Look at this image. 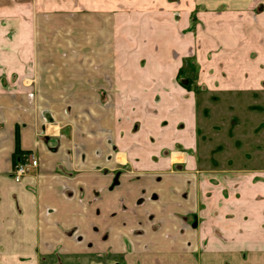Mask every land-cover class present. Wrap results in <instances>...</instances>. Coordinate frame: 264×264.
Instances as JSON below:
<instances>
[{
	"label": "crops",
	"instance_id": "0c3cea01",
	"mask_svg": "<svg viewBox=\"0 0 264 264\" xmlns=\"http://www.w3.org/2000/svg\"><path fill=\"white\" fill-rule=\"evenodd\" d=\"M116 3L0 5L9 79L29 67L35 80L0 86V264H264L263 246H204L205 234L175 217L198 207L196 177L173 169L187 156L128 164L142 121L132 100L164 90L163 73L186 58L209 93L260 91L264 0ZM31 156L38 167L15 182Z\"/></svg>",
	"mask_w": 264,
	"mask_h": 264
},
{
	"label": "rangeland",
	"instance_id": "374dc122",
	"mask_svg": "<svg viewBox=\"0 0 264 264\" xmlns=\"http://www.w3.org/2000/svg\"><path fill=\"white\" fill-rule=\"evenodd\" d=\"M19 1L22 6L33 3ZM70 1L90 5L94 0H35L38 7L65 6ZM123 1L116 0V4ZM0 5L7 9L13 0H2ZM1 49L0 86L35 85L33 79L27 82L32 72L29 67L24 78L14 73L9 79L13 63L2 61ZM141 67L130 72H143L146 63ZM167 74L164 90L157 86L158 93L145 91L132 100V115L138 114L143 122L134 130L140 133L139 142L131 149L133 158L128 164L151 170L155 165L167 167L164 162L168 163L172 153L187 156L174 163L173 169L182 167L196 177L192 183L198 187V207L194 216L182 212L175 217L186 227L203 232L204 246L210 243L246 252L264 247V84L259 92L209 93L202 87L204 73L190 58L183 61L178 73H163ZM262 76L264 83V73ZM133 229L139 232L142 226Z\"/></svg>",
	"mask_w": 264,
	"mask_h": 264
},
{
	"label": "built area",
	"instance_id": "2783aa9c",
	"mask_svg": "<svg viewBox=\"0 0 264 264\" xmlns=\"http://www.w3.org/2000/svg\"><path fill=\"white\" fill-rule=\"evenodd\" d=\"M38 167V160L31 156L24 161L20 162L15 166L13 171L14 180L17 183L22 182V180L35 168Z\"/></svg>",
	"mask_w": 264,
	"mask_h": 264
},
{
	"label": "trees",
	"instance_id": "16d2710c",
	"mask_svg": "<svg viewBox=\"0 0 264 264\" xmlns=\"http://www.w3.org/2000/svg\"><path fill=\"white\" fill-rule=\"evenodd\" d=\"M187 86H188V84L185 87H187Z\"/></svg>",
	"mask_w": 264,
	"mask_h": 264
}]
</instances>
